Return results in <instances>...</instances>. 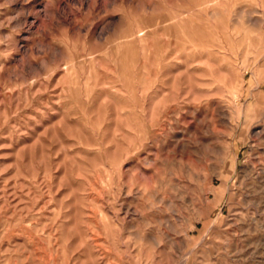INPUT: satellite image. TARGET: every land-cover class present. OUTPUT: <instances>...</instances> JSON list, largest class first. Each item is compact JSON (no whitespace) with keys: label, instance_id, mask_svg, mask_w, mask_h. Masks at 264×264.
<instances>
[{"label":"rangeland","instance_id":"obj_1","mask_svg":"<svg viewBox=\"0 0 264 264\" xmlns=\"http://www.w3.org/2000/svg\"><path fill=\"white\" fill-rule=\"evenodd\" d=\"M262 167L264 0H0V264H264Z\"/></svg>","mask_w":264,"mask_h":264},{"label":"bare ground","instance_id":"obj_2","mask_svg":"<svg viewBox=\"0 0 264 264\" xmlns=\"http://www.w3.org/2000/svg\"><path fill=\"white\" fill-rule=\"evenodd\" d=\"M180 103V102H179ZM176 105V104H175ZM259 166V165H258ZM261 167V166H260ZM256 170V169H255ZM258 171H259V169H258ZM257 171V172H258ZM250 174H251V176H252V178L254 179H257V177L256 176H260L259 177V182H256V183H254L253 185L251 184V186H252V189H251V191L253 190V191H258V192H261V191H263L264 190V168L262 167V168H260V171L258 172V173H256L255 171H254V169H253V171H251L250 172ZM254 179V180H255ZM213 180V179H212ZM256 181V180H255ZM250 186V187H251ZM260 189H261V191H260ZM254 193V192H253ZM264 194V193H263Z\"/></svg>","mask_w":264,"mask_h":264}]
</instances>
